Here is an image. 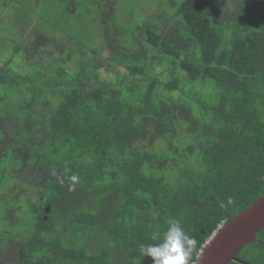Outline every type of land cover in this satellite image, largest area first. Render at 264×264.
I'll use <instances>...</instances> for the list:
<instances>
[{"label": "trees", "instance_id": "trees-1", "mask_svg": "<svg viewBox=\"0 0 264 264\" xmlns=\"http://www.w3.org/2000/svg\"><path fill=\"white\" fill-rule=\"evenodd\" d=\"M172 4L164 28L125 33L129 44L105 34L66 56L63 43L40 49L35 30L0 64V87L15 98L0 97V148L16 150L32 195L13 264H154L141 246L158 243L170 219L196 239L194 264L264 196V0ZM21 52L28 71L14 66ZM0 237L1 256L16 242ZM256 239L240 261L264 264V231Z\"/></svg>", "mask_w": 264, "mask_h": 264}, {"label": "rangeland", "instance_id": "rangeland-1", "mask_svg": "<svg viewBox=\"0 0 264 264\" xmlns=\"http://www.w3.org/2000/svg\"><path fill=\"white\" fill-rule=\"evenodd\" d=\"M178 1L0 0V64L11 57L15 51L14 46L23 41L29 31L37 30L32 38L40 49L48 48L51 43L52 45L63 43L66 44V56L77 50L81 55L83 49H85L84 52L90 53L89 48L92 43L96 47L101 46L105 42L103 36L106 35L115 42L125 33L129 36H135L137 33L139 37L140 30H144L148 25H156L157 22L162 25L156 27L164 28L176 9L172 3ZM67 3L73 4L74 8L71 12L64 10ZM107 9L111 14L104 18L101 13ZM228 9L230 7H221L220 10L227 12L230 11ZM92 16L96 17L95 20H92ZM102 20H105L106 26L100 23ZM25 22H29L30 26H26L27 28L24 29L23 23ZM42 36L43 39H41ZM117 43L120 44L121 41ZM123 43L129 44L127 40ZM106 56H108L107 51L103 53V57ZM22 57L23 52L14 58V66L18 67L20 71H28ZM43 60L47 64V55ZM67 68L69 72H74L76 62L71 60ZM167 77L165 74L164 79L166 80ZM2 96L7 97L5 105L10 106L9 104L15 102L11 89L6 90L0 87V97ZM4 152L7 153V156L2 155L0 158V179H4V186L0 193L1 195L12 191L14 193L11 198H6L5 201L0 200V236L1 234L5 236L6 243L9 239L16 243L5 252L3 251L0 257L5 264H13L22 260L24 255L25 248L18 241L23 234L32 229L33 215L30 211L32 202H29L32 195L28 196L27 194L28 185L20 188L21 179L16 176V170H20L23 166L20 160L12 159L16 155V150L12 147L0 148V153ZM3 171H5L4 175ZM22 178L25 181L31 180L28 173H23ZM42 188L43 186L40 184L39 188L35 190L37 196L42 193ZM15 207L20 209L19 212L15 210ZM0 247L2 248V245Z\"/></svg>", "mask_w": 264, "mask_h": 264}, {"label": "water", "instance_id": "water-1", "mask_svg": "<svg viewBox=\"0 0 264 264\" xmlns=\"http://www.w3.org/2000/svg\"><path fill=\"white\" fill-rule=\"evenodd\" d=\"M264 231V196L251 207L223 225L207 242L195 264H231L241 262L238 254ZM249 264V263H246Z\"/></svg>", "mask_w": 264, "mask_h": 264}, {"label": "clouds", "instance_id": "clouds-1", "mask_svg": "<svg viewBox=\"0 0 264 264\" xmlns=\"http://www.w3.org/2000/svg\"><path fill=\"white\" fill-rule=\"evenodd\" d=\"M229 203H232L231 199ZM167 223V230L162 236L152 237L159 242L141 246V252L151 257L154 264H189L197 244L196 239L184 231L179 220L170 219Z\"/></svg>", "mask_w": 264, "mask_h": 264}, {"label": "flooded vegetation", "instance_id": "flooded-vegetation-1", "mask_svg": "<svg viewBox=\"0 0 264 264\" xmlns=\"http://www.w3.org/2000/svg\"><path fill=\"white\" fill-rule=\"evenodd\" d=\"M0 155L2 156L3 154L0 153Z\"/></svg>", "mask_w": 264, "mask_h": 264}, {"label": "built area", "instance_id": "built-area-1", "mask_svg": "<svg viewBox=\"0 0 264 264\" xmlns=\"http://www.w3.org/2000/svg\"><path fill=\"white\" fill-rule=\"evenodd\" d=\"M195 264V263H194Z\"/></svg>", "mask_w": 264, "mask_h": 264}]
</instances>
